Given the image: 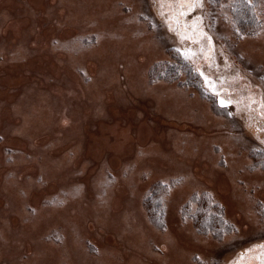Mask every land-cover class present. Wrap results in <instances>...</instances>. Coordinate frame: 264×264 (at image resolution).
<instances>
[{
  "label": "rangeland",
  "instance_id": "374dc122",
  "mask_svg": "<svg viewBox=\"0 0 264 264\" xmlns=\"http://www.w3.org/2000/svg\"><path fill=\"white\" fill-rule=\"evenodd\" d=\"M18 1L37 10L38 0ZM232 2L80 0V13L98 15L76 24L52 22L57 36L46 40L53 51L71 55L72 72L84 82L72 93L65 89L64 104L66 94L42 91L43 104L51 115L69 117H83L90 103L95 108L88 137L46 164L37 159L74 137L70 122L61 137H51L47 124L26 133L33 123L5 117L47 115L38 96H27L29 107L21 110L14 103L4 107L8 97L2 95L17 94L20 80L38 76L39 68L57 67L54 58L40 56L50 29L49 21H40L43 12L35 14L38 25L29 45L18 42L0 51V63L6 55L23 67H0V212L8 210L0 223V243H7L0 264H172L176 257L177 264H264V0L256 4L254 30L235 23ZM67 4L75 2L57 0L54 7ZM7 21L0 25V48L13 39L4 30ZM103 57L106 66L91 73L89 63ZM180 57L198 79L175 65ZM161 63L173 65L172 78L159 76L167 69ZM110 88L117 92L107 93ZM101 119L130 125L133 137L141 130L136 123L144 121L141 127H154V136L146 135L143 144L128 142L132 157L117 155L112 146L96 153L91 136ZM63 156L61 172L72 169L66 175L54 169ZM224 177L236 190L231 196L227 183L228 198L219 188ZM25 181L30 185L22 188ZM151 203L161 208L158 221ZM207 208L219 210L230 228L221 237L201 231L196 222ZM131 248L136 259L129 263Z\"/></svg>",
  "mask_w": 264,
  "mask_h": 264
},
{
  "label": "bare ground",
  "instance_id": "6f19581e",
  "mask_svg": "<svg viewBox=\"0 0 264 264\" xmlns=\"http://www.w3.org/2000/svg\"><path fill=\"white\" fill-rule=\"evenodd\" d=\"M40 1L41 0H38L34 3V6L37 8V10H35L32 7V5L28 2L24 4V2L22 3L21 1H18V0H0V25L7 19L8 21L4 27V30L11 32L13 36V39L8 44H6L4 48H0V51H6V49H10L12 48V46L14 47L18 42H20L22 45L24 44L29 45V42H31L32 39L34 38L33 31L36 28V25H38L37 20L35 18V14L37 13V11L43 12V14H41L40 16V21H44V20L49 21L50 29H48L47 30L48 33L44 35V41L42 42L40 46V50L41 51L43 50L44 53H42V55L40 56L54 58L56 60L57 67L56 65L52 64V67H54V69L51 67H47V66L43 68H39L38 70L40 71V74L38 76L33 77L30 74L24 77L26 79H24L23 81L20 80L21 88L17 94H14V93L10 94L4 91L2 95H6L8 97V100L5 101L4 107H8L9 104L14 103L16 106H19L21 110H26L29 107L28 103L27 104L25 103V98L27 96H30V95L38 96L37 98L39 99L41 103L40 107L44 109L43 113H48L47 115H39L33 118L27 117V116L26 117H15L11 120L5 117V119L11 123L23 124L26 121L33 123L28 128L26 133L34 132L33 131L34 129L36 130L42 129L45 127L44 124H47L48 125L47 128H50L51 130L49 132V135L51 137H55V136L61 137L60 130L65 128L66 122L68 121L70 122V124L67 123L66 125H69V128H70L69 135L72 136L74 134V137L71 139L70 142L66 143L65 145L61 144L58 147L57 151L54 152V154H49L48 156L42 157L41 161L39 160L40 157L39 159H37L38 160L37 164H42V163L46 164L50 160L53 159L52 156L60 154L62 149L68 146L77 145L78 140H81V138H84L87 136L85 134L89 130L90 126L94 124L93 122H90L88 119H89V116L93 113V110L95 108L94 107L95 104L91 106V103H90L87 106H84L85 112H84L83 117H79L76 115H71V117H69L68 115H65V114L63 115L59 114L58 116L56 113H53L51 115L50 111L48 110L50 108L43 104L45 97L42 91L48 90L57 97H61L62 95L64 96L66 94L65 95L66 97L68 94L65 93V89L67 91H70V93H72L74 92V89L80 87V85H82V82H84L79 73L75 71L72 72L73 69L70 63L68 62L72 58L71 55L66 54L64 52H60V51L58 52L53 51L51 47V43H49L48 39L46 40L47 35L51 37L56 35L55 33H53L54 26L52 25V22L61 23V21H63L65 23L76 24L83 17L95 18L98 15V11L97 10L95 12L90 11L88 14L83 15L82 13H80L79 8L77 7V3L80 2V0H73L75 2L74 6L67 4V5H62L59 7L58 6L54 7L55 4L57 3V0H47L44 3ZM4 5H6V7ZM13 14H15L18 17L12 16ZM59 36L66 37L64 34H61ZM36 39H38V37H36ZM107 63L108 61L104 57L101 58L97 64H95L94 62H90L88 65L89 71L91 73H94L96 70H98L100 66H106ZM0 67H11V68H18V69L23 68L20 65V63L17 64V63H12L11 61H9V57L6 55L4 57V61L0 63ZM52 77H55L56 79L55 82H50V78ZM63 82H64V85L62 88L61 83ZM106 92L115 93L117 92V89L110 88ZM73 94H70V96ZM93 101L95 102V99ZM150 102L154 103V101H150ZM64 103H68V97H66L65 100H62V104ZM53 110L55 112L54 107H53ZM108 110H109L108 112L110 113L111 111H114L112 110L111 107H109ZM40 112L42 113V110H40ZM129 112L131 114L132 110ZM82 121H84L83 124H82ZM98 121H99V128L96 129L95 130L96 132L93 133V135L91 136V139H93V142L97 145L96 149H94L96 153H100V151H102L103 148L112 146V147H115V151L117 155L123 154L125 157H132L133 154L131 153V148L128 147L129 146L128 142H130L131 140H135V142L137 141L138 143H142V144L146 143L147 141L146 135H150L151 137V136H154L153 134L155 132L154 127L152 126L144 125L141 127L142 125L141 122H144V121H141L139 123H136V127L138 129L141 128L140 133L139 135H136V137L135 136L133 137L130 134L131 126L128 124H126L125 126H122L120 123L119 124L107 123V121L102 120V119ZM106 134L112 135L114 137L113 141L107 138ZM63 139L66 141L65 137ZM166 144H168V147H170L169 140L167 141ZM34 150L36 154L40 155L39 150L33 149V151ZM64 161H67V156H63L58 162L60 163V166L56 164L54 169L59 171L60 174L66 175L70 173L72 169H70V167H66V168H63V171L61 172L60 168L61 166H63ZM154 162L155 161H153V163ZM160 163L161 161L159 160L158 164ZM202 166L206 170L209 168L208 165L206 164H202ZM229 182L232 185V191H231V196H232V193H234L235 195L236 190H235V186L233 185L231 179L228 177H224L223 179H220L219 181V188L226 198L229 197L227 196L228 190H226L227 189L226 184ZM27 184L30 185L29 182L26 183L25 181L21 184V187L22 188L28 187ZM120 203H121L120 201L117 202L118 206L122 205ZM231 204L232 206L239 207V204L235 203L234 201H232ZM7 211L8 210L5 209L2 212H0V223H3L5 217L7 216ZM1 225L2 224H0V227ZM91 232H92L91 229H89V233ZM23 239L24 238H22V240ZM74 245L75 243H71L70 246L73 247ZM122 245H124L123 242L116 244V246H122ZM6 246H7V243L5 240L2 241V243H0V258H4L6 256V254H4V251H3L7 248ZM44 247L50 248V249H54V248L56 249V247H53L52 245H49V244H44ZM27 249H31V247ZM131 249L133 253L130 254V256L125 255V259L128 260L129 263L132 262L134 259H136V248H131ZM16 254H17L16 252L10 253L12 257L16 256ZM164 255L162 257H164ZM179 255H185V254H179ZM177 260H178V257L174 259L172 264H177ZM124 264L126 263L124 262ZM131 264H134V262Z\"/></svg>",
  "mask_w": 264,
  "mask_h": 264
},
{
  "label": "trees",
  "instance_id": "16d2710c",
  "mask_svg": "<svg viewBox=\"0 0 264 264\" xmlns=\"http://www.w3.org/2000/svg\"><path fill=\"white\" fill-rule=\"evenodd\" d=\"M258 1L259 0H234V2H232L233 18L237 25L243 27L244 29H248V28L252 30L257 29V26L259 23L256 18L255 7H256V4H258ZM174 55L178 56L176 54ZM179 60L181 62L175 65L183 66L186 69V71H188V74L193 75V77H196L198 79V75L192 71L193 69L190 66L187 65L186 60L183 58ZM159 65H161L162 68L163 66H167V69L158 71L159 76H163V74L166 73V76H165L166 78L168 79L172 78V75L175 73V71H173L172 73L173 65L168 66V64H165V63H161ZM156 69L157 68H154L152 71V75L154 74V76L155 74H157ZM150 208H151L150 210L153 211V217L155 221L160 220L159 217L158 218L155 217L156 212L158 213L161 212L160 206L156 203H151ZM196 222L198 226L200 227L201 231H204L205 233L212 231L216 237L222 236V234L225 232V231H222L223 229L225 228L230 229L229 227H227L223 214H221L219 210L215 212L213 211L209 212L208 208L205 210H202L200 215L197 216Z\"/></svg>",
  "mask_w": 264,
  "mask_h": 264
}]
</instances>
